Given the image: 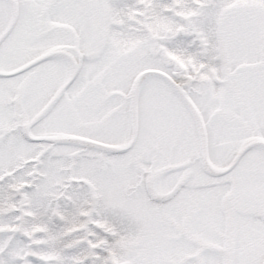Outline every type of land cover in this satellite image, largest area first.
I'll use <instances>...</instances> for the list:
<instances>
[{"label": "snow or ice", "instance_id": "1", "mask_svg": "<svg viewBox=\"0 0 264 264\" xmlns=\"http://www.w3.org/2000/svg\"><path fill=\"white\" fill-rule=\"evenodd\" d=\"M0 264H264V0H0Z\"/></svg>", "mask_w": 264, "mask_h": 264}]
</instances>
